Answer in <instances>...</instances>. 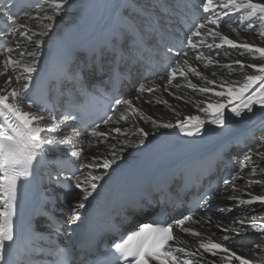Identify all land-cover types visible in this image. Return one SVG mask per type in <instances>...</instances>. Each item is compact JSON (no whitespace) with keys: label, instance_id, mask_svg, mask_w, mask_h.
Returning <instances> with one entry per match:
<instances>
[{"label":"snow or ice","instance_id":"snow-or-ice-1","mask_svg":"<svg viewBox=\"0 0 264 264\" xmlns=\"http://www.w3.org/2000/svg\"><path fill=\"white\" fill-rule=\"evenodd\" d=\"M70 3L71 0H39L35 12L32 15L25 13L23 16L13 13L12 5L0 6V17L5 19L4 27L8 29L0 30V40L7 44L0 48V57H3L0 59V77H6L3 86H0V264H8L5 256L6 245L14 242L16 238L14 218L19 183L32 175L38 165L56 162L53 158L58 153H62L58 166H62L65 160L72 164V167L64 169V173L55 179L66 192L76 191L77 202L68 205V223L75 224L82 218V210L86 208L90 198L94 197L100 183L106 179L102 172L110 171L116 165L118 153H124L126 148L144 145L152 134L143 127L134 126L135 134L139 138L135 141L128 140V129L120 126V122L135 118L137 113L143 118V113L134 101L139 100L145 93L151 94L160 90L159 83H151L147 87L141 84L136 90V97L115 99L111 109L113 113H118L119 118L115 121L116 126L107 132L98 131L100 125H89L83 132L76 128L69 135L65 133L64 127L68 121L74 119L72 110H64L62 115L58 114L56 105H50L47 101L38 103L30 95L34 76L43 61L46 40L54 30L57 19L64 14ZM112 7L118 8L119 4H113ZM46 9H51V12ZM202 10L207 18L196 23L187 36L188 50L176 53L174 63L168 68L163 91L169 96H174L175 93L169 89L173 81L180 77L187 80L188 88L198 90L202 94L211 93L220 100L216 103L205 101L206 106L199 109L207 114V120L194 115L186 116L183 120L177 119L175 123H165L149 117L154 129L178 128L184 135L194 136L201 133L206 123L221 128L226 126L225 109L228 115L238 119L253 113L257 106L264 111V62L246 64L241 59H235L231 64L221 65L218 58L221 55L228 57L231 51H237L241 57L251 56L264 61V47L246 40L238 42L220 31L225 18L236 14L239 21L227 24L231 32L239 35L238 28L246 24L247 32L259 29V41L264 43V2L202 0ZM36 19L43 21L39 30L30 25V22ZM19 29H23V32L18 34ZM138 31V22L134 20L110 30L105 39L96 45L94 56L102 62L106 52L114 56L123 54L126 43H139L135 38ZM192 50H195L194 61L202 63L205 69L217 66L231 70L233 65H238L241 72L248 68L254 69L257 74L245 73L244 82L240 87H229V82L217 84L216 79H208L198 67L193 66V59L189 58V52ZM205 50L208 53L215 52V55L206 54ZM113 75L119 76L118 68L113 70ZM212 75L215 77L216 73L213 72ZM190 76L202 79L214 87H199L192 82ZM72 79H76L75 75ZM175 87L179 88L180 85ZM217 87L221 90L217 91ZM176 98L183 99L182 96ZM158 103L167 104L168 100ZM193 121L195 123H192ZM101 123L108 127L113 123V116L108 115ZM85 134L88 137L87 147L96 148V154L90 157L84 156L82 137ZM121 134L124 138H121ZM261 150H264V136L260 138L255 153L249 149L237 172L224 179L219 190L209 186L208 190L197 197L194 208L189 209L188 214L172 223L154 216L151 222L140 224L137 231L114 242L107 253L98 252L93 256L92 264H217L218 260L220 264H233V260L239 264H257L238 255L232 248L237 237L256 233L258 240L249 251L264 250V212H260L256 207L258 204L260 208H264V194L254 195L252 192L254 187L264 190V167L260 166L264 164V153ZM98 169L102 171L97 172ZM247 169H250V172L246 179ZM256 176L260 178H252ZM237 181L244 182L243 191L237 187ZM245 195L247 199L243 198ZM214 199L229 202L217 209L222 214H230L237 209L244 211L225 226L213 215ZM197 210L204 214L196 217ZM189 224L198 225L200 230L188 226ZM213 226L220 231L219 238L215 233L206 235ZM174 227L181 233L199 238L198 247L195 250L174 247L171 243L177 239ZM260 264H264V261Z\"/></svg>","mask_w":264,"mask_h":264},{"label":"bare ground","instance_id":"bare-ground-1","mask_svg":"<svg viewBox=\"0 0 264 264\" xmlns=\"http://www.w3.org/2000/svg\"><path fill=\"white\" fill-rule=\"evenodd\" d=\"M16 0H13V3ZM89 0H71L69 6L64 10V14L60 16L54 26V30L50 33V36L46 40V44L43 47V61L39 66V71L35 74L34 78L39 75L43 70L47 68L49 54L56 44V42L61 43L65 47H73L77 48L82 42L89 37L93 33H100L107 28L111 27L112 29L120 28L125 25L129 21H136L138 25H140L143 19H148L152 21L163 20L167 17L162 14V11L157 8L160 4L164 7L167 6V0H113L109 5L101 4L99 9L98 7L89 8L84 13L83 10L86 6V3ZM107 1V0H105ZM101 1V2H105ZM193 1V0H191ZM202 2V0H199ZM215 2V0H214ZM259 2H264V0H259ZM95 4V1H93ZM113 4H119L118 8L112 7ZM148 5L150 6L148 8ZM46 8V6H45ZM200 10H202V6L199 5ZM36 8L29 14L32 15L35 12ZM51 12V9H46ZM158 14H153L152 12ZM203 11V10H202ZM79 15H83L79 22L71 27L67 28L69 25L73 24ZM233 16V15H232ZM207 18V16H206ZM205 18V19H206ZM235 18V17H234ZM232 17L231 22L239 21L238 19H234ZM230 21V20H229ZM23 23V21H21ZM253 23H258V21H253ZM235 24V23H234ZM233 24V25H234ZM32 28L39 30L43 21L41 19H36L30 22ZM236 25V24H235ZM226 27H221L220 31L224 35H228L229 38L237 39L238 42L248 41L251 43H256L258 46L264 47V43L259 41V37L257 32L259 29H256L251 32H247L243 29V31H238L237 33L225 31ZM246 28V26H245ZM65 29L60 33L61 30ZM239 29V28H238ZM23 32V29L17 30V33ZM254 32V33H253ZM60 33V34H59ZM149 38V34H145ZM56 36L58 37L56 41L51 45L53 40H55ZM11 39V38H10ZM211 42V41H209ZM219 43V41H217ZM46 49V51H45ZM206 54H209L207 50H205ZM215 55V52L210 53ZM195 55V50H192L189 53V58L193 59ZM3 57H0L2 59ZM221 65L231 64L235 59H241L246 64L247 63H261L264 61H260L258 59H254L251 56L241 57L237 51H231L228 57H224L221 55L218 57ZM193 66L198 67V69L203 73L204 76H207L208 79H216L217 84L222 82H229L227 86L229 87H240L244 82V74H257L254 69L246 68L244 72H241L238 65H233V68L230 70L228 68H220L217 66H211L207 69L203 67V64L200 62H195L193 59ZM138 71V70H137ZM215 72L216 76L214 77L212 73ZM158 74H161L159 72ZM168 73L161 74L155 78H152L148 85L151 83H159L161 85L160 90L155 91L154 93H146V96L142 98L140 96L139 100L134 101L136 106L143 113V118H141L140 114L137 113L135 118H130L126 122H120V126L128 129L127 139L135 141L139 137L135 134V127H143L149 133H152L146 140L144 145L139 147H130L126 148L124 153H118L117 155V163L112 167L110 171H103L102 174L106 177L99 186H102L108 179L112 178L111 175L116 173L119 168H121L126 162H128L133 156L136 159L129 161L124 167L132 166V167H141L144 163H148L144 173L150 174L156 169L162 167L163 165H179L184 159H186L190 155L198 156L200 155L204 149L212 148L216 150H226L224 147L225 140L230 136H234L236 134H246L252 133L255 131L257 126H262L264 131V111H261L257 106L254 109V112L251 114H246L242 119L234 118L231 115H228L227 109H225V113L227 116L226 126L224 127H216L214 125L206 123L199 135L194 136H186L184 135L178 128L173 129H163V128H153V125L149 121V117L156 119L160 122H172L175 123L177 119L183 120L186 116H200L202 119L207 120L208 116L205 113L199 111L200 108L205 107V101L210 103H216L220 100V98L213 96L211 93L202 94L199 93L198 90H192L187 87V80L178 77V81H173V85L170 87L169 91L175 93L174 96H169L168 93L163 91V85L165 80L167 79ZM6 77H0V86H3V82ZM190 79L193 83H196L199 87H214L213 85H208L204 80L190 76ZM179 84L180 87L176 88L175 85ZM137 89H134L133 93H130L126 96V98L136 97L138 95ZM217 91L221 90L219 87L216 88ZM177 96H182L183 99H177ZM226 101V97L224 98ZM151 101L150 103H145V101ZM161 100H168L167 104L158 103ZM256 113L261 115L260 117H255ZM116 116V115H115ZM119 117H117L118 120ZM237 122V125L234 124ZM192 123H195L194 121ZM116 126L109 125L108 127H101L98 131L107 132L111 127ZM69 128V125H65L64 131L67 134H71L72 130L66 129ZM105 127V128H104ZM257 129V128H256ZM256 133V132H255ZM264 136L262 134L259 136L260 138ZM87 137V134L83 137ZM121 138L123 134H121ZM84 140V139H82ZM256 141L248 145L244 148L242 152V156L238 155L239 150H229L227 151V155L232 159L233 165L237 170L240 168V163L245 160V155L248 153L249 149L253 150L255 153L257 144L259 143L258 139ZM115 142V141H113ZM76 143V142H74ZM88 137L83 141L84 146V156L90 157L96 154V148L87 147ZM103 150V145L101 146ZM264 153V150H261ZM255 159V156L253 157ZM88 161L86 160L85 163ZM261 167H264V164H260ZM122 169V170H123ZM250 169L245 170V177L248 178V173ZM86 175V173H85ZM254 179L260 178L259 176L252 177ZM236 185L242 191L245 188V184L243 181H237ZM254 195L264 194V190H261L259 187H254L252 189ZM243 198L247 199L248 197L245 195ZM77 202V201H76ZM75 202V203H76ZM74 203V204H75ZM229 202L227 200L222 199L219 204V208L224 207ZM256 207L260 212H264V208H260L257 204ZM244 210L237 209L233 213L230 214H222L219 211L214 215L216 219L222 221V223L227 226L232 219L238 214H242ZM258 214V213H256ZM67 218L69 219V212ZM201 213H197L195 216H201ZM230 217H227L229 216ZM76 224V223H75ZM74 225V224H70ZM188 226H191L189 224ZM191 227L200 230L198 225H192ZM212 233L216 234V237L219 238L221 233L218 229L213 226L211 228ZM177 239L172 242L177 247H186L192 248L195 250L198 247L199 238L192 237L190 235H186L177 231L175 233ZM208 235V234H206ZM212 235V234H211ZM209 236V235H208ZM248 236L242 241V244L253 243L251 237H256L255 233H249ZM244 237V236H241ZM252 247L249 246H233L232 250L237 251L238 255H241L245 259H249L260 264L261 261H264V250H256L255 252L249 251ZM152 264H155L153 262ZM217 264H220V261H217ZM226 264V262H225ZM233 264H239L238 261L233 260Z\"/></svg>","mask_w":264,"mask_h":264},{"label":"rangeland","instance_id":"rangeland-1","mask_svg":"<svg viewBox=\"0 0 264 264\" xmlns=\"http://www.w3.org/2000/svg\"><path fill=\"white\" fill-rule=\"evenodd\" d=\"M93 1H95V4L93 3ZM101 1H105V0H89L87 3H86V6H85V8H84V10H83V12L85 13L86 12V10H88L89 8H93V7H98L99 9H101L100 8V6H101V4H103V5H109L110 3H111V1H113V0H107V1H105V2H101ZM150 6L148 5V8H149ZM150 9V8H149ZM152 12V11H151ZM153 14H158V12L157 13H155V12H152ZM233 15V16H232ZM232 15H230L229 17H226L225 19L227 20V22L225 23V21H223V23L221 24V27H226L224 30L225 31H229L230 29L227 27V24L228 23H230L231 22V19H232V17L234 18V19H238L239 17H238V15H236V14H232ZM82 16L83 15H79L78 17H77V19L75 20V22L73 23V24H71V25H69L67 28H65V29H68L69 27H71V26H73V25H75V24H77L78 22H79V20L82 18ZM142 20H143V17H142ZM230 20V21H229ZM234 27L236 26L235 24L233 25ZM245 26H246V24L245 25H242L241 27H239V29H238V31H243V29L245 30ZM220 27V28H221ZM242 27H243V29H242ZM65 29H63V30H61L60 31V33L62 32V31H64ZM59 33V34H60ZM254 33V32H253ZM62 34V33H61ZM57 36H56V38H55V40H53L52 42H51V44H50V47H51V45L54 43V41H56L57 40ZM231 39H233V38H231ZM45 51H46V49H45ZM210 54V53H209ZM134 89H137V87L136 88H134ZM142 97V96H141ZM259 114H257L256 113V116H258ZM117 119V116H116V118H114V121ZM114 121H113V123H114ZM264 121V120H263ZM112 123V124H113ZM111 125V124H110ZM105 128V127H104ZM257 128V129H256ZM255 128V131L254 132H252V133H250V134H254V136H253V138L252 139H258L259 140V136H261L262 134H264V131H263V127L262 126H257ZM66 129H69L68 127L66 128ZM70 130V129H69ZM256 132V133H255ZM87 137H85V138H83L82 137V139H86ZM84 140H82V141H84ZM85 151V150H84ZM134 159H136V157H132L129 161H131V160H134ZM128 161V162H129ZM128 162H126L121 168H119V170L116 172V173H114L113 175H111L112 177L114 176V175H116L117 173H119L122 169H123V167L128 163ZM102 170H97V172H101ZM73 193V196H72V201H74V203L77 201L76 200V191H74V192H72ZM215 200H217V199H215ZM221 200L222 199H218L216 202L218 203V204H220L221 203ZM73 203V204H74ZM66 219H67V221H68V218H67V215H66ZM193 224H191V226H192ZM190 226V227H191ZM211 234H213L212 232H209V236H211ZM256 234V233H255ZM246 237H248V236H244V237H237L234 241H233V246H238V245H242V246H249V247H252L255 243H256V241L258 240V234H256V237H251L250 239L251 240H253L254 242L253 243H248V244H242L240 241H242L243 239H245ZM197 239V238H196ZM236 243H238V244H236Z\"/></svg>","mask_w":264,"mask_h":264}]
</instances>
